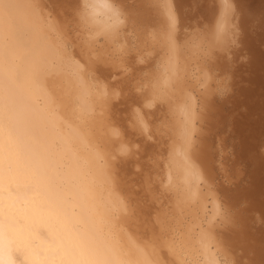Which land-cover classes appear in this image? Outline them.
Returning <instances> with one entry per match:
<instances>
[{
    "label": "bare ground",
    "instance_id": "1",
    "mask_svg": "<svg viewBox=\"0 0 264 264\" xmlns=\"http://www.w3.org/2000/svg\"><path fill=\"white\" fill-rule=\"evenodd\" d=\"M143 1L132 47L123 0L52 11L0 0V264H264V235L249 225L254 213L264 219V127L242 134L233 121L240 157L229 167L217 103L234 76L224 66L231 49L248 52L243 95L264 88V0H208L204 12L192 0ZM232 24L239 47L228 43ZM154 52V69L133 86L144 93L117 117L130 71L123 53L139 69ZM133 134L151 147L141 182L149 201L137 213L110 169ZM243 162L252 182L238 191L222 177L239 180ZM238 199L246 205L235 220L219 222Z\"/></svg>",
    "mask_w": 264,
    "mask_h": 264
},
{
    "label": "rangeland",
    "instance_id": "2",
    "mask_svg": "<svg viewBox=\"0 0 264 264\" xmlns=\"http://www.w3.org/2000/svg\"><path fill=\"white\" fill-rule=\"evenodd\" d=\"M142 1L143 0H125V1L123 0L125 5L122 2L125 14L128 17V18L126 17L127 18L126 20L128 22L125 24V26L127 25L128 27H130L128 40H129V44L132 47H135V46L139 47L140 46L139 44H141L140 43L141 38L139 39V37H140L139 35L141 34L142 25L139 24V17H140V14L147 12V10L144 7V4L142 5ZM193 1L195 3L198 2V0H192L191 2H193ZM207 1L208 0H202L200 3V0H199V2H198L199 6L198 7H197L198 3L195 4L193 2V4H194L193 6L197 9H201V7H202V11L203 10L205 11L204 8L207 7L206 4L208 5ZM39 3L42 4L41 6H43L45 9H50V11H52V10H57L59 8L66 9L69 2H68V0H39ZM243 3H244V1H243ZM133 5H135V6H133ZM126 6H128V7H126ZM189 6L187 7V10L192 9V8H190L191 6L190 7ZM135 7L137 8L136 9L137 11L134 10ZM127 10L130 11V13ZM134 12H135V14H134ZM137 16H139V17H137ZM130 21H131V23H129ZM126 27L123 30H128V27H127V29H126ZM137 32H138V35H137ZM240 37H241L240 27L236 28L235 25L232 24L230 26V29H229L228 35H227V38L229 39L228 43L232 46L239 47L240 46V40H241ZM99 42H100V40H99ZM101 43H104L103 40L100 42V44ZM104 46H105V44H104ZM258 48L260 50L261 49L264 50V43L260 42L258 44ZM129 52H130V50H129ZM245 52H246V50L244 52H241V53H243V55L238 54L239 58L238 57L236 58V56L234 57L235 54L233 52V49H231L229 52H227V60H225L226 64L224 66L227 67L228 69L227 68L226 69L229 70L230 72H232V75H234V76H233V79L231 78V87H229L227 89L226 93L224 92V94L220 96L221 99L219 98L218 99L219 101L217 102L218 105H220L219 111L222 113V115H224V116H222L223 117V120H222L223 123L226 122L225 125H228V123H229V125L227 127H224V129L223 128L221 129V131H222L221 137L223 136L224 138L223 137L222 138L224 140H223V142L220 141V144H222V146L221 145L220 146L222 148H223V145L226 146V148L224 147L223 151H224V153L227 151V153L223 156L228 160V166L229 167H231L233 165V163L235 161H237L238 158L240 157V155H238L239 150H240L239 138H238L240 132H237L231 126L233 121L238 120L241 123V125H242L241 130H243V132H244L243 133L241 131L242 134L247 133L250 130L249 129L250 126L258 127L260 125L259 127H264V115H263L264 111H263V107H261V102H260L262 100V98H264V88L258 86L257 87L258 89L255 90L253 88V85H251V87H252L251 89L254 90L253 93H256V95H257L255 100L252 99L253 97L249 96V98H248V96L245 97V95H243V91L250 86V82L247 81V78H249L248 76L250 73H248V69L246 67L247 57H248L247 53L248 52H246V53ZM154 53H148V54L145 53L146 54V55H144L145 61H144V63L140 64L141 68H139V69L136 68L134 63H133L134 60H133L132 54L123 53V55H125L124 60H123L124 63H126V65L128 64V66H130V71L128 70L129 72L126 75L127 77L125 76L123 78H127L128 81H126V82H128L129 84L125 83L126 79H124L123 82L121 81V86H120V91H121L120 93L121 94H120V96L117 97L118 100H117V98L114 99L113 111L115 112L114 114L117 117L121 116L125 119L127 112H128L127 109H129L130 102H133L132 100H135V98L136 99L139 98L140 95H138V94L144 93L143 89L136 90L133 86L135 85L134 83H136L137 85H141V88H142L141 83L144 81V78L149 76L148 74H150L152 72L151 70L154 69L155 60H156V56H157L156 53L155 54ZM232 54H234V55H232ZM232 56L234 57V60H233ZM240 58L243 59V61H241ZM100 63H98V61H96L92 65H90V67L93 70L92 71L93 75L95 73V75L97 77L104 79L105 78L104 74H109V72H106L107 71L105 69L106 67L104 66V64H102V63L100 64ZM240 63H241V67L238 69V67H239L238 65ZM143 66H144V68H143ZM137 67H139V66H137ZM105 76H107V75H105ZM107 80L110 81L108 78H107ZM55 85L57 86L56 87L57 89L60 87L58 82H56ZM123 88H124L125 93L123 92ZM129 91H132V92H129ZM131 93H133V94H131ZM124 96L126 98H123ZM130 98H131V100H130ZM244 99H247V102L245 104H244ZM221 100H222V102H221ZM225 100H227V101L223 102ZM235 105H236V107H235ZM246 111H249L250 113H248ZM238 116H239V118H238ZM230 119H231V121H230ZM241 119H242V121H241ZM139 136H141V135L136 134V136H135V134H133V136L131 137V139L133 138V142H131V143H133V145L132 144L130 145V148L127 152L128 154L126 153L125 155H119L118 153H114V155L112 156V158L110 160V169H111V172H113L112 173V175L114 176L113 178L115 179L116 182H117L116 178H118L119 182H117V184L121 183L120 188L122 189L124 194H126V196H127V199L129 202L128 203L129 208L131 207L130 209H132V212L136 209L134 211V213H137L136 212L137 209L141 208V206L143 204L147 205L146 201H149L146 197L147 196L146 192H142L143 190L145 191V189L142 186L141 182H142V178H144L143 174L146 171V168H148V164L151 162L150 160H146V159H148L147 158V156H148L147 152L149 150L148 148H151V147H150V145H148V143L150 141L143 139L142 136L140 137L142 139L141 140L139 138ZM222 138H220V140H222ZM235 157L237 160H234ZM243 163H241L242 168L240 167L241 172L242 171L243 172L240 173L242 175L238 178L239 180L234 181L233 177H232L233 179L231 177L230 178L229 177L228 178L222 177L223 183H225V185H228L230 187H234V185H235L236 187H238V191L242 190L244 188H250L251 182H252L253 164H250L248 169H246L245 162H243ZM242 165H245V167ZM247 165H249V163ZM261 196H262L261 193H258V198H261ZM245 205H246V203L244 201L238 199V202L235 204L234 209H231L228 211L225 210V212L224 211L222 212L225 214H222V216H223L221 218L222 220L220 219L219 222L220 221L224 222V220H226V219L230 220L232 217L234 218L235 216H237L236 211L242 210ZM224 216L226 219L224 218ZM252 216L253 217L249 223L251 231H253L256 235H259V234L264 235V219H262L258 213H254V215H252ZM234 220H235V218H234Z\"/></svg>",
    "mask_w": 264,
    "mask_h": 264
}]
</instances>
